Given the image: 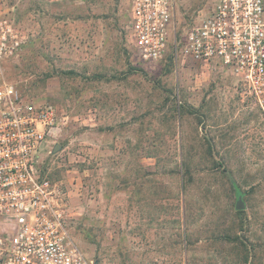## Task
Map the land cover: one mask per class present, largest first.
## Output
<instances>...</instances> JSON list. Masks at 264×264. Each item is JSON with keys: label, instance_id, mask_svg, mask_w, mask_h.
Instances as JSON below:
<instances>
[{"label": "rangeland", "instance_id": "374dc122", "mask_svg": "<svg viewBox=\"0 0 264 264\" xmlns=\"http://www.w3.org/2000/svg\"><path fill=\"white\" fill-rule=\"evenodd\" d=\"M3 1L26 35L6 76L56 110L37 165L82 253L94 264H245L224 237L243 234L239 190L255 218L252 262L264 264V119L238 78L171 47L139 61L131 0ZM205 5L178 3L179 38Z\"/></svg>", "mask_w": 264, "mask_h": 264}, {"label": "built area", "instance_id": "2783aa9c", "mask_svg": "<svg viewBox=\"0 0 264 264\" xmlns=\"http://www.w3.org/2000/svg\"><path fill=\"white\" fill-rule=\"evenodd\" d=\"M181 0H131V47L141 62L161 60L169 48L204 68L220 64L239 80L264 119V0H206L190 29L177 36ZM0 0V264H94L71 238L59 186L41 176L37 154L54 134L52 104L24 100L5 64L26 35Z\"/></svg>", "mask_w": 264, "mask_h": 264}, {"label": "trees", "instance_id": "16d2710c", "mask_svg": "<svg viewBox=\"0 0 264 264\" xmlns=\"http://www.w3.org/2000/svg\"><path fill=\"white\" fill-rule=\"evenodd\" d=\"M219 166H221V164ZM183 169H184V172L182 171L183 172L182 173V182L184 183L185 173L187 175L189 168L184 167L182 165V170ZM236 192H237V195H241L239 190ZM249 209L252 210L251 207ZM236 214L238 217L239 230L243 234H241V235L227 234L224 237L228 243H233L235 246H237L239 249H241L242 254H243V260H244L245 264H253V262H252V260L254 259L253 240L251 239V237L249 236L248 233L251 231V228L254 225L255 218L253 216H251V212L238 211ZM262 230L264 232V223H263Z\"/></svg>", "mask_w": 264, "mask_h": 264}, {"label": "water", "instance_id": "95a60500", "mask_svg": "<svg viewBox=\"0 0 264 264\" xmlns=\"http://www.w3.org/2000/svg\"><path fill=\"white\" fill-rule=\"evenodd\" d=\"M60 149V146L59 145H56L54 148H53V153H56L58 150ZM246 208V205L242 199V196L241 195H237V199H236V203H235V209L236 211H244Z\"/></svg>", "mask_w": 264, "mask_h": 264}]
</instances>
